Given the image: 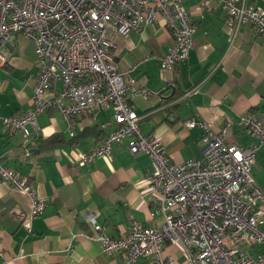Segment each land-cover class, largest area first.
<instances>
[{
	"label": "crops",
	"instance_id": "crops-1",
	"mask_svg": "<svg viewBox=\"0 0 264 264\" xmlns=\"http://www.w3.org/2000/svg\"><path fill=\"white\" fill-rule=\"evenodd\" d=\"M200 1L184 0L197 31L188 58L175 71L149 58L173 45L163 17L144 31L117 35L113 48L121 68L138 64L128 78L151 92L131 101L141 116L142 133L157 137L176 164L202 156L203 130L186 128V121L203 120L215 131L231 123L228 139L250 145L254 141L238 126L239 117L247 112L264 116V39L250 26L237 31L217 5L198 10ZM247 2L264 10V0ZM38 73L34 45L23 34L0 45V163L26 177L36 196L46 200L45 211L28 232L22 216L32 206L31 196L0 182V249L8 264H122L124 256L105 255L89 238L92 229L84 214L98 211V223L113 237L124 234L132 221L161 227L164 220L150 184L152 158L145 152L132 154L126 138L109 156L84 166L78 163V152L98 147L117 130L111 109L77 117L69 126L50 108L38 116L27 150L22 132L4 130L3 118L32 107ZM58 87L63 89V84ZM189 90H194L191 97H184ZM253 172L264 189V147ZM163 252L174 264H187L180 248L166 244ZM136 264L151 263L139 258Z\"/></svg>",
	"mask_w": 264,
	"mask_h": 264
},
{
	"label": "built area",
	"instance_id": "built-area-1",
	"mask_svg": "<svg viewBox=\"0 0 264 264\" xmlns=\"http://www.w3.org/2000/svg\"><path fill=\"white\" fill-rule=\"evenodd\" d=\"M213 5L226 13L237 31L250 26L264 39L262 8L247 0H201L197 8L211 10ZM160 17L174 42L149 58L159 60L164 70L175 71L188 58L197 31L184 0H0V45L21 33L34 45L39 63L32 107L3 118V128L22 132L29 150L38 116L48 109L58 110L69 126L77 117H94L101 109H111L117 130L98 147L78 152V163L84 166L109 156L113 146L127 138L132 154L145 152L152 158L151 191L164 223L151 228L132 221L124 234L113 237L98 223V211L85 213L92 229L89 238L102 252L124 256L122 264H136L139 258L151 264H174L163 252L170 244L180 248L187 264H264V189L253 172L264 147V116L247 112L239 117L238 126L254 141L250 145L228 139L231 123L215 131L203 120L186 121V128L203 130L202 156L180 164L171 161L157 137L142 133L141 116L131 101L151 92L128 78L138 64L121 68L113 48L117 35L144 31ZM194 90L184 97H191ZM1 181L31 196L32 206L22 216L31 232L46 200L36 196L26 177L0 163ZM258 247L262 250L251 252ZM8 260L0 249V264Z\"/></svg>",
	"mask_w": 264,
	"mask_h": 264
},
{
	"label": "rangeland",
	"instance_id": "rangeland-1",
	"mask_svg": "<svg viewBox=\"0 0 264 264\" xmlns=\"http://www.w3.org/2000/svg\"><path fill=\"white\" fill-rule=\"evenodd\" d=\"M255 250L260 251V250H262V248L258 247L256 249H251V252L253 253Z\"/></svg>",
	"mask_w": 264,
	"mask_h": 264
}]
</instances>
